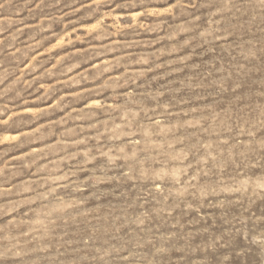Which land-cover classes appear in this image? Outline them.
<instances>
[{
	"label": "rangeland",
	"instance_id": "rangeland-1",
	"mask_svg": "<svg viewBox=\"0 0 264 264\" xmlns=\"http://www.w3.org/2000/svg\"><path fill=\"white\" fill-rule=\"evenodd\" d=\"M0 264H264V0H0Z\"/></svg>",
	"mask_w": 264,
	"mask_h": 264
}]
</instances>
